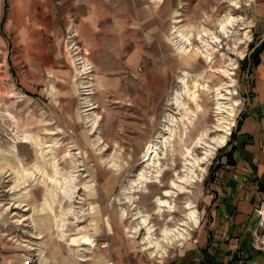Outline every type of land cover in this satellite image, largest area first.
Returning a JSON list of instances; mask_svg holds the SVG:
<instances>
[{
  "label": "rangeland",
  "instance_id": "374dc122",
  "mask_svg": "<svg viewBox=\"0 0 264 264\" xmlns=\"http://www.w3.org/2000/svg\"><path fill=\"white\" fill-rule=\"evenodd\" d=\"M105 1L121 35L100 39L128 52L88 59L69 33L81 0H0V229L31 264L193 241L254 96L264 0Z\"/></svg>",
  "mask_w": 264,
  "mask_h": 264
},
{
  "label": "crops",
  "instance_id": "0c3cea01",
  "mask_svg": "<svg viewBox=\"0 0 264 264\" xmlns=\"http://www.w3.org/2000/svg\"><path fill=\"white\" fill-rule=\"evenodd\" d=\"M80 3L86 5V13H81L69 33L77 36L85 56L106 53L123 56L128 52L125 42L116 41L108 45L100 39L121 35L116 29V20L111 16L110 6L114 2L87 0L85 3L81 0ZM109 20L111 24H108ZM106 21L108 25L103 23ZM129 53L125 63L135 68L141 55L136 47ZM263 55L264 47L259 55L260 62L254 67L255 74L250 75L256 84L250 107L231 136V148L226 154L227 165L218 171L213 182L215 199L211 210L214 219L209 228L201 227L193 241L186 238L180 250L171 252L165 249L154 258L128 250L114 240L111 245L108 241L104 242L108 245L100 248L105 251L103 264H264V254L253 246L255 233L264 230ZM1 219H4L2 214L0 222ZM194 222L198 225V220ZM14 232V229H0V264H25L27 253L23 250L16 252L18 247Z\"/></svg>",
  "mask_w": 264,
  "mask_h": 264
},
{
  "label": "built area",
  "instance_id": "2783aa9c",
  "mask_svg": "<svg viewBox=\"0 0 264 264\" xmlns=\"http://www.w3.org/2000/svg\"><path fill=\"white\" fill-rule=\"evenodd\" d=\"M107 243H103L100 245V248H106ZM253 246L256 250H258L261 253H264V230L261 232H256L253 237ZM31 260H26L25 264H30ZM107 264H114L113 262H109Z\"/></svg>",
  "mask_w": 264,
  "mask_h": 264
},
{
  "label": "bare ground",
  "instance_id": "6f19581e",
  "mask_svg": "<svg viewBox=\"0 0 264 264\" xmlns=\"http://www.w3.org/2000/svg\"><path fill=\"white\" fill-rule=\"evenodd\" d=\"M219 139V138H218ZM224 140H225V138H222V139H220L219 140V144H222V143H224ZM150 144V143H149ZM148 144V145H149ZM152 144V143H151ZM148 148L146 149V151H145V153H144V160H146V161H149L150 159H151V157L156 153V148H155V145H149V146H147ZM210 153V152H209ZM190 215L192 216V217H194L195 216V214H194V212H190ZM191 218V217H190ZM193 220H195V218L193 219ZM171 234V233H170ZM85 242L89 245L90 244V239H85Z\"/></svg>",
  "mask_w": 264,
  "mask_h": 264
},
{
  "label": "trees",
  "instance_id": "16d2710c",
  "mask_svg": "<svg viewBox=\"0 0 264 264\" xmlns=\"http://www.w3.org/2000/svg\"><path fill=\"white\" fill-rule=\"evenodd\" d=\"M261 51H262V48L260 50L256 51L253 55L254 56V58H253L254 66H257L260 62L259 55H260Z\"/></svg>",
  "mask_w": 264,
  "mask_h": 264
}]
</instances>
